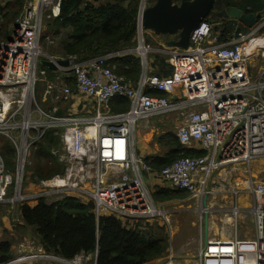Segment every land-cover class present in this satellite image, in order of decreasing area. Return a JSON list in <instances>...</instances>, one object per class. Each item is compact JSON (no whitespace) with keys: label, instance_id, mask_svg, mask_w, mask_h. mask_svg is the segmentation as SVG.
<instances>
[{"label":"built area","instance_id":"2783aa9c","mask_svg":"<svg viewBox=\"0 0 264 264\" xmlns=\"http://www.w3.org/2000/svg\"><path fill=\"white\" fill-rule=\"evenodd\" d=\"M61 2L26 0L13 22L12 35L0 40V138L9 143L10 155L15 157L13 166L8 165L0 148V203L37 202L58 192L59 199L73 195L93 201L97 217L114 216L129 228L148 230L165 213L153 198L150 177L198 198L205 214L211 206L210 202L205 205V199L226 191L231 203L228 223L235 230L230 238H213L208 236V225L204 243L201 224L198 264H264V181L250 176L241 186L235 180L225 185L218 180L227 179L222 172L249 166L264 155V70L257 77L250 72V59L264 58V17L250 32L237 31L225 42L218 40L219 32L205 19L191 33L189 48H166L165 53L172 57L167 59L172 74L149 75L147 60L152 48L144 39L141 18L151 3L141 0L136 48L144 66L140 80L134 84L118 75L103 56L86 64L71 57L69 65L60 68L66 75L71 73L73 89L66 83L69 77L47 79L37 72L43 56L44 20L60 15ZM40 80L46 98L71 105L76 95L84 96L95 105L93 115L80 117L71 107L57 115L55 110L43 108L36 93ZM148 89L164 91L167 96L149 94ZM168 95H175L176 100L171 101ZM116 96L130 101L128 110L112 112L110 102ZM171 112L185 116L176 132L180 143L190 148L199 145L206 154L181 157L159 172L137 152L135 131L140 121ZM47 132L54 139L60 137V145L53 146L51 152L63 163L64 172L51 179L34 177L40 191L25 195L26 168L33 165V152ZM244 193L246 205L240 201ZM249 218L254 236L240 238L238 222ZM58 257L23 253L4 264H32L42 258L84 264L94 258L84 254L73 260Z\"/></svg>","mask_w":264,"mask_h":264},{"label":"trees","instance_id":"16d2710c","mask_svg":"<svg viewBox=\"0 0 264 264\" xmlns=\"http://www.w3.org/2000/svg\"><path fill=\"white\" fill-rule=\"evenodd\" d=\"M140 2L141 0H62L60 15L45 18L41 41L59 39L60 56H75L79 61L136 48ZM155 2L156 0H150L151 5ZM25 3L26 0H0V40L12 35L13 22ZM229 7H238L244 14H257L263 11L264 0H216L213 12L218 14ZM207 20L216 23L213 30L219 32L218 40L221 42L229 41L237 31L247 33L250 30L239 19L210 16ZM149 33L145 31L144 34L148 44L151 41ZM160 46L159 43L158 47ZM106 65L112 66L118 75L134 84L140 80L144 67L137 52L115 54L106 60ZM172 69L173 66L161 54L153 53L148 56L147 74L169 76ZM54 74V70L42 64L40 77L52 79ZM67 81L74 89V78L69 77ZM147 92L167 96L166 92L157 89H148ZM42 97V91H37V98L41 101ZM43 105L45 109L51 108ZM129 107L130 101L122 96H116L110 102L112 112H124ZM57 108L58 106L54 108L57 115L67 113L66 109ZM59 138L54 139L52 133L47 132L43 142L34 150L31 170L33 177L51 179L64 172L63 163L51 152L53 146L60 145ZM158 141L164 147V152L145 159L152 169L159 172L181 157L206 154L205 150L183 146L175 133H166ZM4 148L6 160L12 159V149L8 144ZM188 194L182 189L164 187H156L152 192L157 203L184 198ZM94 208L93 201H82L73 195L51 202L41 197L35 205L18 204L22 222L33 228L43 248L66 260H73L84 254L94 256L93 264H149L163 257L169 249V239L161 232L143 230L138 226L129 228L114 216L97 217ZM12 248V240H0V264L14 258Z\"/></svg>","mask_w":264,"mask_h":264},{"label":"rangeland","instance_id":"374dc122","mask_svg":"<svg viewBox=\"0 0 264 264\" xmlns=\"http://www.w3.org/2000/svg\"><path fill=\"white\" fill-rule=\"evenodd\" d=\"M94 2L95 0H89ZM45 18V17H44ZM219 18V17H218ZM260 21V20H259ZM258 21V22H259ZM44 22H46L44 20ZM212 24L213 29L216 26L214 21L210 22ZM257 25V24H256ZM254 28V27H253ZM250 28L249 32L253 29ZM44 32V27H43ZM145 34V32H144ZM146 37V35H145ZM45 40L41 43L43 49V56L40 57L41 60L49 58L48 56L53 53L54 57H63L59 49L60 40L55 39ZM146 41V38H144ZM152 50L148 53V55H152L153 53L161 54L166 57L168 60L172 57L166 54L165 52H158V42L151 39L149 42ZM167 51V49H166ZM250 72L253 76H260V73L264 70V58L252 57L250 59ZM42 68V62H40L37 66L38 76H40ZM40 83L37 82L36 89L37 91L44 92V81ZM175 95H168V98L171 101L176 100ZM39 100V99H38ZM40 105L44 108V105L47 107H51V110H55L58 104H63L61 100L58 99H50L46 98L44 95L39 100ZM82 103L88 104L87 101L82 100ZM81 117H88L87 113L79 110ZM168 113L165 115H157L151 117L148 121H140L138 123L137 129L135 131L137 146L139 153L141 154L139 146H143V149L148 150V147L156 146V152H163V146L158 141V138L166 133H175L178 128L182 125L184 121V116L182 114H172ZM93 115V114H92ZM142 125V126H141ZM0 148L1 150H5V146L9 144L5 142L3 138H0ZM143 155V154H141ZM11 156V155H10ZM144 156V155H143ZM14 156L12 159L7 160V164L13 166L14 164ZM32 166H28L25 171L24 178V189L23 194L30 195L33 193H39L40 188L35 183L34 177L32 175ZM223 173V179H218L222 184L225 185L226 182L237 181L241 183V186H245L247 180L250 176H253L255 180L264 181V155L257 157L249 166L242 165L238 167L237 170H228L226 173ZM217 180V178H216ZM244 181V182H243ZM218 188L220 187V183L217 184ZM226 191H220L215 193V195L209 196L207 202H210V208L208 210L209 214V230L208 236L213 238H230L233 231L235 230V226L228 223V215L231 212L229 209L231 208L230 199L226 196ZM15 193L11 194V197L14 196ZM61 194L56 193L53 197H49L47 200H55L59 199ZM240 201L243 205L248 203L247 195L244 193L240 197ZM32 202V200L30 201ZM6 203H0V205ZM18 202L14 205L9 206H0V229H6L4 227L5 223L11 222L9 225L13 227V230H7L1 235V239H12L18 246L20 244H24L25 247H15V249H36L38 242L35 237V233L30 229L29 231H23L21 228H17V224L19 223L20 214L18 209ZM163 207L165 213L156 218L153 223L149 226L151 232L152 230H157L161 232L160 234L165 235L169 239V249L165 253V255L149 264H198V254H199V244L201 241V224H203L204 237L203 241H206V211L203 213V208L200 209V204L198 202V198L193 197L188 194L187 197L177 198L171 201H166L160 203ZM203 215V219L201 221V217ZM16 229L15 230V226ZM238 232L240 238H251L254 236V223L251 218L246 219L245 221L240 220L238 222ZM38 253V252H35ZM84 262V259H83ZM93 264V263H92Z\"/></svg>","mask_w":264,"mask_h":264},{"label":"water","instance_id":"95a60500","mask_svg":"<svg viewBox=\"0 0 264 264\" xmlns=\"http://www.w3.org/2000/svg\"><path fill=\"white\" fill-rule=\"evenodd\" d=\"M216 0H156L147 7L141 18V30L150 31L158 36L169 35L172 39L167 47H180L187 49L191 44V33L210 16L219 18L239 19L244 25L251 28L259 18L264 17V9L257 14H244L238 7H229L218 14L213 12ZM43 65L52 70L68 66L67 59L46 58L41 61ZM205 205L207 200L204 201ZM209 225V215L206 214V229Z\"/></svg>","mask_w":264,"mask_h":264},{"label":"crops","instance_id":"0c3cea01","mask_svg":"<svg viewBox=\"0 0 264 264\" xmlns=\"http://www.w3.org/2000/svg\"><path fill=\"white\" fill-rule=\"evenodd\" d=\"M150 32V31H149ZM151 36V39H153V40H155V41H157V42H159L160 43V47H159V49H158V52H161V53H163V52H165L166 51V48H167V42L168 41H170L172 38L169 36V35H167V37L165 36V35H160V36H158V35H156V34H154V35H152V32H150L149 33ZM137 48V47H136ZM136 48H130V49H126V50H123V51H121V52H118V53H115L116 55H121V53H125V52H127V53H132V52H136ZM115 54H113V53H111V54H108V55H104L103 57H105L106 58V60H108V58H110V57H112L113 55H115ZM59 58V57H58ZM63 57H61V59H62ZM76 60H77V62H79V63H87L89 60H91V59H89V60H86V61H79L77 58H76ZM55 71V76H54V78H56V77H63L64 75L65 76H67V77H69V75H66L65 74V72H64V70L63 69H58V70H54ZM68 82V81H67ZM174 98H176V97H174ZM82 100H84V101H87L88 102V104H86V103H82ZM72 104L71 105H69V104H64V102H63V104H59L58 105V108L59 109H66L67 110V108L68 107H71V109H72V112L74 113V114H76V115H80V113H79V110H81L82 112H84V113H87L88 115L87 116H90V115H92L93 113H94V108H95V105H94V103H92V102H90L86 97H84V96H81V95H76L72 100ZM57 108V109H58ZM174 113V112H173ZM172 113V114H173ZM175 114H182L183 116H184V114L181 112V113H175ZM81 117V116H80ZM184 119H185V116H184ZM148 123H149V121H148ZM142 126V125H141ZM139 148H140V151H141V154H143L142 156L144 157V158H146V157H150V156H154V155H156V154H162L163 152H156L155 151V148H156V146H153L152 148L151 147H148V150H147V148L146 149H143V146H139ZM196 149H202L199 145H196ZM163 150H165L164 149V147H163ZM203 150V149H202ZM137 152L139 153V150H138V146H137ZM140 154V153H139ZM140 154V155H141ZM148 182H149V185H150V187H151V190L152 191H154L155 190V188L156 187H164V188H167V189H170L169 188V186L167 185V184H165V183H163L160 179H158V178H154V177H150L149 179H148ZM32 202H34V203H29L30 205H35L37 202H35V201H32ZM0 206H9L8 204H2V205H0ZM19 214H20V212H19ZM19 220V223L17 224V228H21L23 231H26V230H32L33 231V234L35 233V237H36V239H37V242H38V245H37V248L36 249H26V248H23V249H15V247H25V246H23L24 244H20V246H18L12 239H10V240H12V242H13V248H12V252H13V254H14V257H16V256H18V255H20V254H23V253H35V252H38V253H43V254H47V255H50L51 257L52 256H54L55 257V255H53V254H51V253H49V252H47L44 248H43V246L41 245V243H40V240H39V238H38V235L36 234V232H34V230H33V228L32 227H29L28 225H26V224H24L23 222H22V219H21V217H20V219H18ZM11 222H9V224H10ZM8 223H5V225H4V227L6 228V229H0V237H1V235H3V233L5 232V231H7V230H13V227L12 226H10ZM13 226H15V230L17 231V229H16V225H13ZM224 238V237H223ZM222 239V238H221ZM59 258V257H58ZM61 260H59L58 261V259H52V258H48V259H44V258H42V259H39V260H37V261H35V262H33L32 264H63V263H61L60 262ZM92 262H93V260H87V261H85L84 262V264H92Z\"/></svg>","mask_w":264,"mask_h":264},{"label":"bare ground","instance_id":"6f19581e","mask_svg":"<svg viewBox=\"0 0 264 264\" xmlns=\"http://www.w3.org/2000/svg\"><path fill=\"white\" fill-rule=\"evenodd\" d=\"M152 5H153V4H152ZM150 6H151V5H150ZM148 7H149V6H148ZM41 42H42V41H41ZM71 57H75V56H70V57L62 58V59L70 60ZM75 58H76V57H75ZM57 59H61V58H58V57H57ZM41 61H42V60H41ZM41 61H40V62H41ZM70 75H71V73H70ZM63 77H67V76L64 75ZM70 77H71V76H70ZM66 83L68 84L67 80H66ZM36 84H37V83H36ZM36 93H37V90H36ZM243 182H244V181H243ZM222 239H225V238H222Z\"/></svg>","mask_w":264,"mask_h":264}]
</instances>
